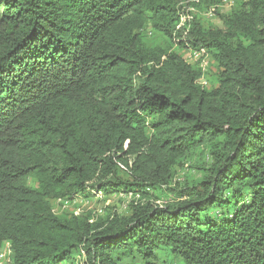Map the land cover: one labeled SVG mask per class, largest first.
I'll use <instances>...</instances> for the list:
<instances>
[{
    "label": "trees",
    "instance_id": "1",
    "mask_svg": "<svg viewBox=\"0 0 264 264\" xmlns=\"http://www.w3.org/2000/svg\"><path fill=\"white\" fill-rule=\"evenodd\" d=\"M187 1L0 0L12 264H264V0H199L175 35ZM188 49L210 56L206 86ZM95 193L132 201L54 211Z\"/></svg>",
    "mask_w": 264,
    "mask_h": 264
},
{
    "label": "built area",
    "instance_id": "2",
    "mask_svg": "<svg viewBox=\"0 0 264 264\" xmlns=\"http://www.w3.org/2000/svg\"><path fill=\"white\" fill-rule=\"evenodd\" d=\"M195 3H199V0H190L184 3L180 4L179 7V22L176 27V32H182L185 36L189 34L192 24L194 22L195 16L197 15L196 13L198 12L196 7H194ZM204 17L209 18L211 16H214L213 11H211L208 14H202ZM189 53V59L191 61V64H198L200 68L202 69L203 76L202 78L198 81L200 85L206 86L208 84L207 81V73L209 71V66H210V56L207 53L205 49L201 50H191L188 49ZM190 63V62H189ZM97 194V193H95ZM132 197V196H131ZM86 202L80 198H75L73 201V204L70 205L69 202H65L63 200L57 201V208L54 210L55 212H58L59 209H67L70 206H79L81 207L82 205L85 206ZM75 214L79 215L83 211L81 208H76L75 209ZM0 264H12V249L9 243H7L1 253H0ZM76 264H86V253L85 251H81V255L78 257L77 263Z\"/></svg>",
    "mask_w": 264,
    "mask_h": 264
},
{
    "label": "rangeland",
    "instance_id": "3",
    "mask_svg": "<svg viewBox=\"0 0 264 264\" xmlns=\"http://www.w3.org/2000/svg\"><path fill=\"white\" fill-rule=\"evenodd\" d=\"M235 0H221V4H220V8L223 12H229L234 4ZM209 21H211L212 23L220 26V20L217 18V16H211L209 17ZM183 58L189 63H191L190 59H189V53L187 51H185L183 53ZM213 69L209 68V71L207 74L212 75L213 74ZM210 86V84H209ZM193 163H189L187 164L186 168L184 171H182L180 173V181H182V177L183 175H187L188 173H193V171L190 169L191 165ZM190 166V167H189ZM30 185H32V181H30ZM132 201V197L131 194H126V193H121V194H115L112 195L111 197H106L104 199V196L102 194H95V197L90 200V201H85L86 204L85 206H81V207H77V208H81V210L84 211H88V210H92L95 213H97V216L102 217L105 215L106 210L107 211H111L112 213H118V214H123L127 211L128 205L130 204V202ZM160 204H162V202H160ZM74 264L75 261L74 260H66L65 262H63L62 264Z\"/></svg>",
    "mask_w": 264,
    "mask_h": 264
}]
</instances>
